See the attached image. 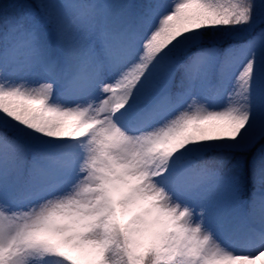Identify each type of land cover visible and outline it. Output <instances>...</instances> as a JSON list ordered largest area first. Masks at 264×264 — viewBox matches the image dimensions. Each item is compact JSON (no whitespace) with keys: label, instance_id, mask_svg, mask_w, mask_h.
<instances>
[{"label":"snow or ice","instance_id":"obj_1","mask_svg":"<svg viewBox=\"0 0 264 264\" xmlns=\"http://www.w3.org/2000/svg\"><path fill=\"white\" fill-rule=\"evenodd\" d=\"M10 8L0 264H264V0Z\"/></svg>","mask_w":264,"mask_h":264},{"label":"trees","instance_id":"obj_2","mask_svg":"<svg viewBox=\"0 0 264 264\" xmlns=\"http://www.w3.org/2000/svg\"><path fill=\"white\" fill-rule=\"evenodd\" d=\"M14 2L15 0H0V13L7 12L11 14L12 9L10 8V5Z\"/></svg>","mask_w":264,"mask_h":264}]
</instances>
